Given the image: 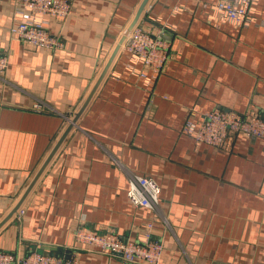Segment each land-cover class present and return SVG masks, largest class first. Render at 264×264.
I'll use <instances>...</instances> for the list:
<instances>
[{"label": "crops", "instance_id": "obj_1", "mask_svg": "<svg viewBox=\"0 0 264 264\" xmlns=\"http://www.w3.org/2000/svg\"><path fill=\"white\" fill-rule=\"evenodd\" d=\"M141 1L70 0V13L49 22L62 41L55 49L20 40L12 28L23 7L0 1V54L9 60L0 74V221L90 93ZM217 1L148 2L138 24L168 42L165 67L146 84L128 68V37L22 202L24 213L0 228V251L147 264L79 243L74 233L83 228L125 241L151 232L163 243L159 264H264V139L231 134L213 146L183 131L187 119L213 109L264 118V0L244 26L217 21ZM132 174L159 183L158 209L131 203Z\"/></svg>", "mask_w": 264, "mask_h": 264}, {"label": "built area", "instance_id": "obj_2", "mask_svg": "<svg viewBox=\"0 0 264 264\" xmlns=\"http://www.w3.org/2000/svg\"><path fill=\"white\" fill-rule=\"evenodd\" d=\"M1 1V0H0ZM259 0H218L213 6L215 19L230 22L238 26L255 22L256 5ZM22 10L16 15L19 22L12 28L20 40L36 47L55 49L62 46V41L49 30L50 19H63L71 10L70 0H19ZM130 42L125 44L130 54L128 68L144 78L148 84L160 73L169 59L168 42L161 31H151L137 24L129 34ZM141 63L144 69L136 67ZM9 64L8 57L0 54V74ZM153 71L152 76L146 74ZM38 110H41L38 108ZM184 133L194 137L197 143L220 146L231 134L264 139V118L250 116L242 118L232 112L213 109L203 113L200 121L187 119L183 126ZM161 186L151 176L135 175L129 177L127 196L135 206L158 209ZM24 210L19 208L18 216ZM152 227L151 223H148ZM76 240L102 252L119 255L124 261H142L147 264H159L163 252V243L147 232L142 239L125 241L118 233L106 231L99 233L80 228L75 231ZM0 264H80L75 257L44 254L31 251L20 254L13 251H0Z\"/></svg>", "mask_w": 264, "mask_h": 264}, {"label": "water", "instance_id": "obj_3", "mask_svg": "<svg viewBox=\"0 0 264 264\" xmlns=\"http://www.w3.org/2000/svg\"><path fill=\"white\" fill-rule=\"evenodd\" d=\"M149 1L150 0H142L141 1V3L139 5V7H138L133 19L131 20L129 25L124 30V33L122 34V36L120 37L117 45L113 49V51H112L107 63L105 64L104 68L102 69V71H101L99 77L97 78L94 86L92 87L90 93L88 94L86 99L83 101L82 105L75 111V113L71 117L70 122L68 123V125L65 127L64 131L59 136L56 144L53 146V148L51 149L50 153L46 157L45 161L42 163L41 167L36 172L35 176L31 180V182L29 183L27 189L25 190V192L23 193V195L21 196L19 201L16 203V205L13 207V209L0 221V228L20 208V206L22 205V202L24 201V199L26 198L28 193L31 191V189L34 187V185L36 184V182L38 181V179L40 178V176L44 172L45 168L47 167L48 163L50 162V160L52 159V157L54 156V154L56 153L58 148L61 146V144L64 141V139L67 137L68 133L73 128L74 124L77 122V120L79 119V117L82 114V112L84 111V109L87 107V105L90 102L92 96L94 95L95 91L97 90L98 86L100 85L102 79L104 78V76L106 75L107 71L109 70L114 58L118 54L121 46L127 41L130 32L132 31L134 26L137 24L138 20L140 19L141 15H142V13H143V11H144V9H145V7H146V5L148 4ZM35 251L40 252V253H44V254H50V253H48V251H45V252L40 251V250H35Z\"/></svg>", "mask_w": 264, "mask_h": 264}, {"label": "bare ground", "instance_id": "obj_4", "mask_svg": "<svg viewBox=\"0 0 264 264\" xmlns=\"http://www.w3.org/2000/svg\"><path fill=\"white\" fill-rule=\"evenodd\" d=\"M71 119V118H70ZM70 121V120H69Z\"/></svg>", "mask_w": 264, "mask_h": 264}]
</instances>
